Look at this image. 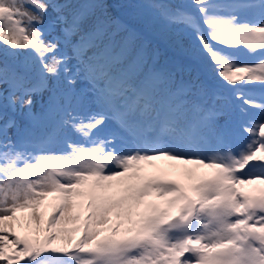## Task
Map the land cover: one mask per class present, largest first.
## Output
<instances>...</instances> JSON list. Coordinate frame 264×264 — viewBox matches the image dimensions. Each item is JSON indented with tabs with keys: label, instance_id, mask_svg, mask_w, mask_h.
<instances>
[{
	"label": "snow or ice",
	"instance_id": "1",
	"mask_svg": "<svg viewBox=\"0 0 264 264\" xmlns=\"http://www.w3.org/2000/svg\"><path fill=\"white\" fill-rule=\"evenodd\" d=\"M192 3L195 13L170 3L153 7L167 23L191 30L192 56L233 90L238 121L230 106L215 104L194 105L197 115L189 117L185 88L162 94L171 75L148 65L133 32L115 40L125 30L118 21L97 17L73 48L82 65L73 73L38 25L51 8L48 30L59 23L66 38L77 35L91 14L108 16L104 0H0V264H264V92L245 91L254 82L264 89V0ZM91 48L98 51L88 57ZM241 49L255 59L241 60ZM81 71L98 110H61L54 93L49 111L58 119L35 133L41 117L33 95L61 73L75 85ZM199 91L207 94L203 85ZM9 110L28 121L18 140L8 135L20 131ZM109 120L117 130L106 129ZM238 134L246 143L227 148ZM117 139L124 144L117 147ZM156 161L182 167L189 183L147 172ZM201 166L212 174L199 175ZM49 196L56 203L45 215ZM17 211L26 213L25 223ZM17 225L37 235L21 236ZM102 232L111 234L100 238Z\"/></svg>",
	"mask_w": 264,
	"mask_h": 264
},
{
	"label": "rangeland",
	"instance_id": "2",
	"mask_svg": "<svg viewBox=\"0 0 264 264\" xmlns=\"http://www.w3.org/2000/svg\"><path fill=\"white\" fill-rule=\"evenodd\" d=\"M174 2L180 1V0H172ZM186 1V0H183ZM56 3H71L73 5L76 4H89L93 3L92 0H55ZM218 2L222 3H230L232 0H218ZM194 10L195 6H194ZM195 13V12H194ZM199 15L198 13H196ZM245 18L248 19H256L258 17L244 14ZM55 16V13H53L52 9L49 8L48 14L45 17V21L43 25H38V27H41L45 30V39L46 40H56L59 44V54H63L67 56L69 59L67 61V66L72 70L73 73L77 71L78 68H82V65L80 64L79 60L76 57V54L73 50L74 46L80 41L81 36L84 35L85 32L91 30L93 24L95 23L97 17H99L101 20L104 19H110L113 21H118L120 25H123L125 27L124 31H120L118 35H116L115 40L117 42H120L122 38L128 35V32L131 31L130 27L119 17V16H112L110 13H108V16L105 17L101 14V12L96 11L94 14H91L90 17L84 22L82 31L77 34L73 35L71 37H65L64 33L61 31V28L63 25L57 23L55 28L53 30H48V24L49 21ZM176 32L180 33L179 42L176 45L177 51L179 54L183 55L187 52L188 44L190 41H192V35L191 30L187 29L182 24H172ZM116 25L112 24L108 28V32L111 33L113 30H115ZM132 32V31H131ZM135 34V48L140 49L143 47V49L146 51V57H147V63L149 66H154L156 69L161 70L165 73H168L171 75L172 83H168L162 86V94L166 95L168 91H174L178 87H184L187 95L185 99L187 100L186 110L188 111L189 117H191L195 112L193 111V106L200 104L205 106H211L215 104L217 107H223V106H230L231 112H232V119L234 121L239 120V109L237 105L240 103L239 101H236L233 98V90L227 87H224L223 85H220L217 81H213L212 77L208 74L209 71L205 70V68H199L196 66V64L189 65L188 63H184L181 67V69H174L172 64V53L170 50L162 49L161 51H158L153 47V45L148 41V38L141 33H134ZM108 42V36L106 35L104 38V43ZM102 47V45H101ZM118 50V48H117ZM98 49L91 48L87 51L86 55L88 57H91L95 52H97ZM238 56L241 60H254L255 57L250 56L247 54V52L243 49L238 53ZM3 58L1 57L0 60ZM64 73H61V76L59 80L56 78H49V88L43 92H38L33 95V112L36 113L38 116H40V120L38 121L37 125L34 128L35 133L40 134L44 131H47L49 127H51L55 120L58 119L57 110L49 111L50 108V97L53 96L55 93L58 104L60 106V109L65 107H71L76 109L80 113H88L90 111H96L98 110V105L94 102L95 93L91 89V86L88 84V82L84 78V72L81 71L76 76V84L75 85H69L66 82ZM29 77L31 79L36 78V73L32 72L29 73ZM259 82H254L252 85H250L245 91H250L254 94H260L261 92H264V89H261L257 85ZM203 85L204 88L207 90L206 95H202L199 91L200 86ZM84 90V91H82ZM219 97V98H217ZM10 113H12L9 110L8 115L12 116ZM15 118L17 122L20 125V131L18 132V129L11 128L8 130V135L13 140H18L21 135H23V129L28 124V121L25 117H23L19 111L14 113ZM225 119H228V117H220V122L223 123ZM106 129L109 130H117V125L109 120L106 124ZM73 139L79 140L80 137L76 134H73ZM247 136L245 134H238L236 136H233L229 138V140L226 143V147L230 148L233 151H238L247 141ZM124 144V141L121 139L116 140V146L120 147ZM173 162L169 161H156L157 167H152L150 165H145V170L149 173L155 172L159 175H162L164 178L168 179H175L178 180L180 183L187 185L189 181L187 180L186 176L183 175V170L181 168H173L172 165ZM189 167H195L193 165H189ZM197 173L201 176H209L212 174L213 169L210 168H204L203 166L196 169ZM247 190V188L245 189ZM193 194L194 193H191ZM149 199H151L154 203L160 204L161 206V200L159 197L152 196ZM56 203V201L53 199L52 196H49L46 201L45 205L42 206L41 211L47 215L51 212L52 208L51 205ZM18 218H21V223H25L23 220V217L26 215L25 212L17 211L16 213ZM116 217L113 215L112 220L115 222ZM16 232L17 234L24 236L28 235L30 237L37 235L34 231L29 230L27 227H21L20 225L16 226ZM102 233H108L109 232H102ZM123 233V232H122ZM41 237L43 236V233H40ZM75 239H78L81 235V232H76L72 234ZM54 243L60 244L64 243V241H54Z\"/></svg>",
	"mask_w": 264,
	"mask_h": 264
},
{
	"label": "trees",
	"instance_id": "3",
	"mask_svg": "<svg viewBox=\"0 0 264 264\" xmlns=\"http://www.w3.org/2000/svg\"><path fill=\"white\" fill-rule=\"evenodd\" d=\"M93 1L95 2V0ZM104 3L107 6V11L112 12L115 10L134 31L150 37V43L157 50H170L175 68L180 67L182 61L195 62L199 67H203L191 54L192 41L189 42L184 56L177 52L176 45L182 35L179 36L180 33L176 32L174 26L167 23L159 14L158 9L153 7L154 4L170 3L174 6H184L188 11H196L193 3L189 1L175 3L170 0H104ZM215 80L218 79L215 78ZM108 235L110 234L102 233L100 238ZM121 235H124V233H121Z\"/></svg>",
	"mask_w": 264,
	"mask_h": 264
},
{
	"label": "bare ground",
	"instance_id": "4",
	"mask_svg": "<svg viewBox=\"0 0 264 264\" xmlns=\"http://www.w3.org/2000/svg\"><path fill=\"white\" fill-rule=\"evenodd\" d=\"M0 59H1V57H0ZM14 114V113H13Z\"/></svg>",
	"mask_w": 264,
	"mask_h": 264
}]
</instances>
